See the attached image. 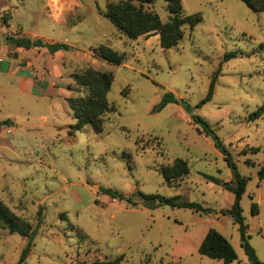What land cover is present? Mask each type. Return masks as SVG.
<instances>
[{
	"label": "rangeland",
	"instance_id": "rangeland-1",
	"mask_svg": "<svg viewBox=\"0 0 264 264\" xmlns=\"http://www.w3.org/2000/svg\"><path fill=\"white\" fill-rule=\"evenodd\" d=\"M107 2L0 0V49L14 46V37L69 46L58 55L44 46L27 49L21 57L32 68L16 74L6 73L15 59L0 51V203L35 231L20 262L28 239L0 228V264H222L197 252L209 229L233 247L237 258L230 264H248L237 225L220 213L233 201L221 186L231 180V168L248 178L241 215L248 243L264 262V178H258L264 113L249 119L264 103V12L240 0H181L185 15L199 13L202 20L183 27L179 43L164 49L158 35L122 34L101 15ZM151 9L167 21L165 0H154ZM101 45L124 54L123 62L104 60ZM228 53L235 56L224 59ZM86 69L113 76L106 99L114 110L99 133L89 125L69 129L75 119L66 99L86 95L71 74ZM215 73L211 97L201 103ZM25 77L31 89L22 88ZM165 93L175 101L152 113ZM175 159L189 172L167 183L160 168ZM139 192L197 202L211 213L167 205L150 210Z\"/></svg>",
	"mask_w": 264,
	"mask_h": 264
},
{
	"label": "trees",
	"instance_id": "trees-1",
	"mask_svg": "<svg viewBox=\"0 0 264 264\" xmlns=\"http://www.w3.org/2000/svg\"><path fill=\"white\" fill-rule=\"evenodd\" d=\"M154 0H108L105 4L101 15L112 23L122 34L129 39H136L140 36L148 38L152 35H158V41L162 48L169 49L176 46L183 37V27L187 26L193 29L202 17L199 13L185 15L182 11L181 0H165L166 8L169 12V17L166 22H161L158 15L151 9ZM252 12H264V0H240ZM15 47L24 49L44 46L50 54L58 50L69 49V46L63 43H41L40 40H30L25 37H14L10 39ZM98 51L101 57L115 66L120 65L124 60V54L117 53L107 46H99ZM224 59L234 57L235 53H228L224 55ZM71 78L75 85L84 88L85 96L69 97L66 99L68 107L73 112L75 123L69 126L71 132L79 131L83 126L89 125L94 132L102 131L104 115L114 110L112 105L108 104L106 95L113 82L111 73L94 71L86 69L82 73H73ZM216 73L212 76L208 92L201 103L208 101L211 97ZM68 90L71 86L68 85ZM175 101L171 93H165L161 102L151 109L152 113L158 112L167 103ZM264 113V103L258 107L249 117L250 120L259 118ZM197 121H201L197 118ZM203 131L206 134L211 133L208 125L201 121ZM212 134V133H211ZM215 139V146L223 154V159L228 166H231L230 156L227 154L225 148L222 146L220 140ZM189 168L187 163L182 159H175L171 166L160 168V174L167 183L179 180L181 177L187 175ZM259 180L264 178V164L258 171ZM212 182L220 184L215 178H210ZM248 181L247 177L240 176L236 173L235 179L229 182L221 183L223 189L233 194V201L228 209L220 211L221 214L229 215L234 224L237 225L240 244L247 257L248 264H264L258 259L254 249L250 246L246 235V225L241 215L240 200L245 192V186ZM104 193L111 198L123 200V196L111 189H104ZM142 206L154 210L159 206L167 205L170 207L186 208L204 214L211 213V209L203 207L200 203L183 201L179 197H165L160 194H141ZM127 203L135 204L130 197L126 198ZM250 213L252 215L258 214V207L256 203H251ZM0 228L7 229L11 234H18L28 239L24 249L20 255V262L24 261L28 255L31 247L32 238L35 231L25 220L17 217L11 213L6 206L0 203ZM197 252L201 256H206L210 259L220 260L222 264H230L236 260V253L228 242L214 229H209L202 238ZM89 264H119L117 259L107 261H93Z\"/></svg>",
	"mask_w": 264,
	"mask_h": 264
},
{
	"label": "crops",
	"instance_id": "crops-1",
	"mask_svg": "<svg viewBox=\"0 0 264 264\" xmlns=\"http://www.w3.org/2000/svg\"><path fill=\"white\" fill-rule=\"evenodd\" d=\"M26 50L27 49H24L21 47L11 46L10 44L5 43L4 48L0 49L1 53H3V55H5V56L8 55L9 57L10 56L13 57L16 61V62H9L8 63V68L6 70L7 71L6 73L16 74V73L20 72L21 70H28V69L32 68V61L30 59H26V58L21 57V56H24L27 54ZM60 51H57L53 54H57V53L60 54ZM38 54H40V51H37V56H38ZM0 61H2V60H0ZM29 78L30 77L22 78V88L23 89L26 86H29V89H31L32 81ZM29 92H30V90H29Z\"/></svg>",
	"mask_w": 264,
	"mask_h": 264
},
{
	"label": "water",
	"instance_id": "water-1",
	"mask_svg": "<svg viewBox=\"0 0 264 264\" xmlns=\"http://www.w3.org/2000/svg\"><path fill=\"white\" fill-rule=\"evenodd\" d=\"M236 176V172L234 171L233 168H231V180H234Z\"/></svg>",
	"mask_w": 264,
	"mask_h": 264
}]
</instances>
